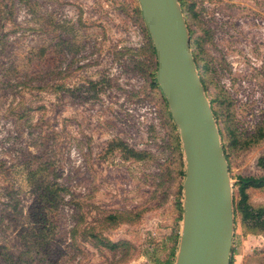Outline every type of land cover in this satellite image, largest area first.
<instances>
[{
	"label": "rangeland",
	"instance_id": "374dc122",
	"mask_svg": "<svg viewBox=\"0 0 264 264\" xmlns=\"http://www.w3.org/2000/svg\"><path fill=\"white\" fill-rule=\"evenodd\" d=\"M186 1L207 95L238 139L235 193L239 176H264V0ZM137 5L0 0V264H162L175 245L185 162L148 84ZM120 141L142 159L109 146ZM247 192L264 206V188ZM51 200L41 233L31 211ZM232 252L264 264V232L237 220Z\"/></svg>",
	"mask_w": 264,
	"mask_h": 264
},
{
	"label": "water",
	"instance_id": "95a60500",
	"mask_svg": "<svg viewBox=\"0 0 264 264\" xmlns=\"http://www.w3.org/2000/svg\"><path fill=\"white\" fill-rule=\"evenodd\" d=\"M156 54V81L179 131L185 162L174 264H230L233 189L218 124L179 0H138Z\"/></svg>",
	"mask_w": 264,
	"mask_h": 264
},
{
	"label": "trees",
	"instance_id": "16d2710c",
	"mask_svg": "<svg viewBox=\"0 0 264 264\" xmlns=\"http://www.w3.org/2000/svg\"><path fill=\"white\" fill-rule=\"evenodd\" d=\"M183 13L185 15L186 19V24L187 27L189 28V34H190V40H191V48L193 50V55L197 64V70L200 75L201 82L203 86L206 89V95H207V84L204 79V74H203V68L204 65L200 64V58L197 53V49L200 46L199 43V38L197 36H194V31L190 27V20L193 17V8L189 6L188 2L186 0H179ZM137 12L139 14L140 19L142 20L143 24V31H144V37H145V51H146V59H147V64L145 65V74L148 78V84L150 88L154 89L156 92H158L160 99L162 100L164 107L166 108V116L168 120L172 123V128L173 129H178L177 126L175 125L171 113L168 109L167 102L162 94V91L160 89V86L158 85L156 81V70H157V62H156V54H155V48L153 45V42L149 36V33L147 31V28L145 26V23L143 21L142 17V12L139 7V3L137 5ZM195 46V49L193 47ZM208 97V95H207ZM210 101V106L213 111V114L216 118L218 128H219V133L222 138V145L224 148V153L227 159V162L229 164L230 159H229V153L230 149L238 142L237 137L232 134L226 124L225 121L221 119V114L217 110V108L214 106L215 100L209 98ZM264 127H261L260 133H261V138L264 137ZM180 138V137H179ZM178 136H176V141H177V148L178 150L182 148V144ZM118 143V144H117ZM109 146L113 148H120L121 150L126 152V157L127 158H135V159H142L143 153L140 151H136L133 148L127 147V145L123 142H111L109 143ZM183 152V151H182ZM259 163L261 166L264 168V156L259 158ZM182 177L184 179L185 177V171L181 172ZM250 187H256V188H264V176L262 177H243L239 176L237 180V192L233 193V205H234V225L237 220L241 223L242 226H244L246 229L249 230V233L252 234H260V232H264V206H259V207H253L250 202H249V194L247 192V189ZM181 189L183 190V181H182V187ZM46 194V197L44 198H51L52 193L51 192H43ZM183 192H180V198L178 201V208L180 212L183 214ZM54 200L49 201L47 204H39L37 203L33 210L31 211V217L32 221L39 226L38 231L41 233H45V231H48L46 227L49 229L50 224L49 220L51 219L50 213H52V217H54L55 210H54ZM120 218L118 215H110L109 219L112 221H117ZM182 220V217H181ZM49 225V226H48ZM234 231V230H233ZM179 239H180V232H177L176 234V242L175 245L171 248L170 253L168 257L162 262V264H174L175 259H176V254L178 251V245H179ZM124 242H112L110 240H105L104 245L110 249H115L116 247L123 245ZM233 262V252L231 255L230 259V264Z\"/></svg>",
	"mask_w": 264,
	"mask_h": 264
}]
</instances>
